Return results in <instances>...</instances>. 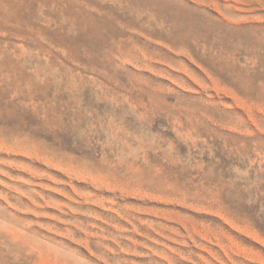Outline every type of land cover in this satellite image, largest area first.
I'll use <instances>...</instances> for the list:
<instances>
[{"label":"rangeland","instance_id":"rangeland-1","mask_svg":"<svg viewBox=\"0 0 264 264\" xmlns=\"http://www.w3.org/2000/svg\"><path fill=\"white\" fill-rule=\"evenodd\" d=\"M0 264H264V0H0Z\"/></svg>","mask_w":264,"mask_h":264}]
</instances>
